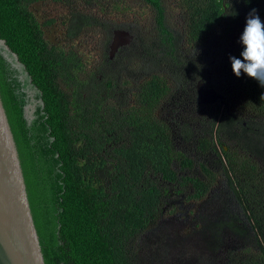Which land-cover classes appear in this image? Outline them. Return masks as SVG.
<instances>
[{"label":"trees","instance_id":"trees-1","mask_svg":"<svg viewBox=\"0 0 264 264\" xmlns=\"http://www.w3.org/2000/svg\"><path fill=\"white\" fill-rule=\"evenodd\" d=\"M35 1L0 0V38L6 40L25 69L20 72L15 68L2 49L0 61L64 264H141L136 241L159 221L170 184L177 190L191 185L192 196L209 191L211 184L182 176L174 167L177 162L181 169H191L194 161L175 152L171 129L156 114L161 97L168 91L161 75L153 74L142 85L139 102L129 110L109 97L103 98V91L114 87L112 74L106 76L103 85L86 92L91 75L85 62L45 37L29 9ZM143 1L156 14L161 57L180 72L189 63L182 52L184 46L168 23L164 0ZM263 1L243 0L258 13ZM230 4L229 0H185L190 41L211 39L230 16ZM242 50L238 41L233 56L242 59ZM235 79L244 106L264 115V100L260 98L264 87L243 72ZM30 87L35 88L34 94ZM33 99L39 103L28 118L26 107ZM228 119L235 123L224 114L218 131ZM183 135L189 140L191 128L184 129ZM202 167L211 177V171ZM238 172L247 174L241 168ZM160 181L169 185L162 186ZM238 185L246 197L247 218L260 250L232 252L229 264H264V188L245 191L249 184ZM240 222L236 216L214 222L209 233L215 241L221 240V228L227 226L247 238L248 228Z\"/></svg>","mask_w":264,"mask_h":264},{"label":"rangeland","instance_id":"rangeland-1","mask_svg":"<svg viewBox=\"0 0 264 264\" xmlns=\"http://www.w3.org/2000/svg\"><path fill=\"white\" fill-rule=\"evenodd\" d=\"M229 1L231 17L226 16L211 39L197 43L188 35L185 0H164L168 23L184 46L182 52L189 63L180 72L161 57L156 14L143 0H37L29 4L45 37L85 62L91 75L86 92L103 85L112 74L114 87L104 90L103 98L109 97L129 110L139 102L142 85L153 74L161 75L168 91L161 97L156 114L170 127L175 152L194 161L191 169H181L177 162L174 167L182 176L211 184L200 196H192L191 185L177 190L170 184L159 221L136 241L141 264H229L232 252L260 250L247 218L246 197L238 184H249L245 191L264 188V115L244 106L229 59L251 9L243 0ZM258 15L264 22V1ZM115 41L124 44L111 56ZM6 57L21 68L12 53ZM29 91L34 94L36 90L30 87ZM38 103L33 99L26 107L28 118ZM224 114L235 123L228 119L218 131ZM188 127L192 132L189 140L183 135ZM202 165L211 171V177ZM240 168L247 174H240ZM235 216L250 235L244 238L225 226L221 240L215 241L210 225Z\"/></svg>","mask_w":264,"mask_h":264},{"label":"water","instance_id":"water-1","mask_svg":"<svg viewBox=\"0 0 264 264\" xmlns=\"http://www.w3.org/2000/svg\"><path fill=\"white\" fill-rule=\"evenodd\" d=\"M123 44L115 41L111 56ZM0 49L25 69L5 39L0 38ZM0 264H64L1 61Z\"/></svg>","mask_w":264,"mask_h":264},{"label":"clouds","instance_id":"clouds-1","mask_svg":"<svg viewBox=\"0 0 264 264\" xmlns=\"http://www.w3.org/2000/svg\"><path fill=\"white\" fill-rule=\"evenodd\" d=\"M239 43L243 48L240 53L242 59L229 57L233 73L239 78L243 72L264 87V22L255 8L247 14ZM260 98L264 100V94Z\"/></svg>","mask_w":264,"mask_h":264},{"label":"flooded vegetation","instance_id":"flooded-vegetation-1","mask_svg":"<svg viewBox=\"0 0 264 264\" xmlns=\"http://www.w3.org/2000/svg\"><path fill=\"white\" fill-rule=\"evenodd\" d=\"M14 66V65H13ZM15 68H17L16 66H14ZM18 69V68H17ZM20 72H23V70L21 68L18 69Z\"/></svg>","mask_w":264,"mask_h":264}]
</instances>
